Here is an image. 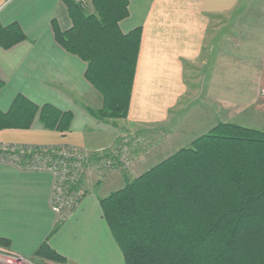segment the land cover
Returning a JSON list of instances; mask_svg holds the SVG:
<instances>
[{
  "label": "crops",
  "instance_id": "1",
  "mask_svg": "<svg viewBox=\"0 0 264 264\" xmlns=\"http://www.w3.org/2000/svg\"><path fill=\"white\" fill-rule=\"evenodd\" d=\"M127 1L120 31L141 29L129 128L177 130L199 120L200 135L221 123L264 131V0ZM13 23L26 40L0 48V111L8 112L21 95L70 112L73 120L61 133L37 118L29 130L0 131V145L113 147L118 127L126 125L90 114L102 99L85 78L87 64L56 41L55 25L62 32L72 27L63 0H0V24ZM125 182L121 172L101 183L88 177L85 198L60 224L51 207L53 176L0 161V238L21 257L32 258L47 242L66 264H125L100 204Z\"/></svg>",
  "mask_w": 264,
  "mask_h": 264
},
{
  "label": "trees",
  "instance_id": "2",
  "mask_svg": "<svg viewBox=\"0 0 264 264\" xmlns=\"http://www.w3.org/2000/svg\"><path fill=\"white\" fill-rule=\"evenodd\" d=\"M63 2L72 27L62 32L55 25V38L87 64L85 78L102 99L90 114L103 122L126 119L141 44L140 28H119L128 1L93 0L86 9ZM25 40L18 23L0 24V48ZM37 118L65 133L73 114L19 95L0 111V131L29 130ZM100 204L125 264H264V132L218 124ZM0 247L10 249V241L0 238ZM35 257L66 264L47 242Z\"/></svg>",
  "mask_w": 264,
  "mask_h": 264
},
{
  "label": "rangeland",
  "instance_id": "3",
  "mask_svg": "<svg viewBox=\"0 0 264 264\" xmlns=\"http://www.w3.org/2000/svg\"><path fill=\"white\" fill-rule=\"evenodd\" d=\"M89 7H91V4L87 8ZM262 103L264 104V99L262 100ZM127 118L105 122V123H114V124L121 123V126L126 125L125 128L124 126L118 127L119 128L118 139L116 143L113 145V147L109 149L107 148V149L89 150L85 147L75 146V145L24 146V147L20 145H13V146L0 145V146H12V147L18 146L22 148H28L26 150L19 149L25 154H31L36 152H43V153L51 152L57 155L67 151L73 152V155L78 157L77 159H79L81 161V164L82 165L84 164V166L87 169V172L85 173V176L83 178V182H81L80 185V189L84 192V196L79 201L78 205H76L74 210L76 211L77 208L80 206L82 200L85 198L86 192L83 188V183L84 181H86L88 177L91 179H95L97 182L101 183L105 181L106 177L109 174L113 172H121L122 174L125 175L126 180L132 181L143 175L145 172H147L148 168L149 169L153 168L158 163L160 164L161 162H163L164 160H166L167 158L178 152L179 151L178 147H180L181 145L183 144L187 145V146L184 145V148L191 147L192 143L196 139L211 131L210 130L204 133L203 135H200L201 132L203 131L195 130L196 128L195 125H198L197 122H201L199 120L197 121L195 120V122L190 121L191 123L187 120L188 122L186 121L183 124V126L178 127L177 130L167 125L166 126L155 125L152 126L150 129L145 128L143 130L140 129L136 130L137 128L133 129L127 126L128 125V122L126 121ZM246 128H251V127H246ZM255 128H260V127H255ZM192 136L196 138L189 143L188 140ZM119 149L122 151L123 154H126V158L124 160H122L121 154H119L120 152ZM105 158L107 160H113V162L115 163V167H112L111 169H106L104 165L102 166V164L98 162L99 159H105ZM82 161L84 162L82 163ZM0 252L1 253L3 252L5 254L11 253L10 249H6L3 247H0ZM23 258L32 264H58L46 259L36 258L35 256H33L32 258H26V257Z\"/></svg>",
  "mask_w": 264,
  "mask_h": 264
},
{
  "label": "built area",
  "instance_id": "4",
  "mask_svg": "<svg viewBox=\"0 0 264 264\" xmlns=\"http://www.w3.org/2000/svg\"><path fill=\"white\" fill-rule=\"evenodd\" d=\"M83 8H87L93 0H74ZM264 99V90L262 91ZM13 146V145H12ZM0 146V161H4L17 167L50 173L53 176V187L51 194L52 211L58 217L60 223L67 220L75 212V207L83 198L84 192L80 189L81 182L87 172L84 164L73 155V152L67 151L60 154L51 152H36L25 154L19 149L28 148ZM21 146V145H20ZM120 150V149H119ZM118 150V151H119ZM32 151V150H31ZM30 151V152H31ZM122 160L126 158L120 150ZM84 161H82L83 163ZM106 169L115 167L113 160L99 159L98 161ZM0 264H32L21 256L12 253L0 252Z\"/></svg>",
  "mask_w": 264,
  "mask_h": 264
}]
</instances>
